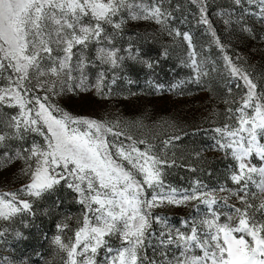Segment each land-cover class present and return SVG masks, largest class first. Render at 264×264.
<instances>
[{"label":"snow or ice","instance_id":"obj_1","mask_svg":"<svg viewBox=\"0 0 264 264\" xmlns=\"http://www.w3.org/2000/svg\"><path fill=\"white\" fill-rule=\"evenodd\" d=\"M233 2L256 6L264 21V0ZM190 3L199 11L197 23L211 27L206 0ZM171 17L164 0H0V167L19 160L28 181L14 192L0 191V221L32 210L24 196L41 198L58 185L70 189L82 210L66 241L69 224L57 225L61 234L53 243L64 253L63 264H264V91L247 69L224 55L230 75L246 91L232 98L225 123L212 129V150L235 161L228 176L235 188L209 189L196 179L190 189H178L165 180L176 160L127 124L73 116L53 100L76 91L104 95L107 71L126 59L115 41L129 20L154 21L173 39L186 41L193 82L202 83L206 59L188 32L169 27ZM241 30L252 33L246 25ZM215 42L224 51L222 41ZM127 58L153 66L131 53ZM91 68L100 69L95 82ZM5 107L14 114L4 113ZM33 134L41 139L25 147ZM179 139L170 136L163 145ZM233 197L240 206L229 203ZM188 205L197 214L181 220V228L157 212ZM8 231L0 229V237Z\"/></svg>","mask_w":264,"mask_h":264},{"label":"rangeland","instance_id":"obj_2","mask_svg":"<svg viewBox=\"0 0 264 264\" xmlns=\"http://www.w3.org/2000/svg\"><path fill=\"white\" fill-rule=\"evenodd\" d=\"M164 7L172 13L169 27L188 32L196 52L206 59L204 71L208 75L201 78L202 83L193 82L196 72L188 59L191 49L186 41L173 39L154 21L129 20L115 41L126 59L120 67L107 71L104 95L76 91L54 96L53 100L73 116L119 120L127 124L132 134L148 139L158 151L163 150L169 158L176 160V166L167 170L165 180L178 189H190L196 179L209 189L221 185L235 188L228 179L229 168L235 161L221 151L212 150L215 143L212 129L225 123L226 108L232 98L242 94L241 89H246L242 80L230 75L223 57L228 55L237 66L247 69L258 85L257 90L264 91V21L257 17L256 6L246 2L238 6L233 0H206V16L211 27L197 23L199 11L190 0H164ZM226 20L230 22L226 24ZM242 25L251 28L252 33L243 32ZM217 38L222 41L224 51L216 44ZM129 53L151 62L152 68L128 59ZM98 70H89L93 82ZM157 85H163V88L158 89ZM173 85L177 87L173 88ZM3 111L15 112L7 107ZM174 135L181 139L173 140L165 148L163 141ZM33 139L39 141L41 138L33 134L25 147ZM12 143L15 146L16 142ZM22 167L19 160L0 167V191L14 192L28 182L20 174ZM193 168L195 171L191 170ZM252 190L255 191L254 186ZM75 195L65 186L58 185L41 198L24 196L23 199L32 203V210L16 215L11 222L0 221V229H9L0 237V258L5 264H63L64 253L57 249L53 240L61 234L57 225L62 222L70 226L62 239L66 241L73 235L76 218L82 210ZM217 195L228 193L218 192ZM229 203L240 206L235 197ZM254 203L258 204L259 200ZM199 210H205V206L199 205ZM221 211L230 209L221 208ZM157 212L172 226L181 228V220L196 215L197 208L192 205L168 206Z\"/></svg>","mask_w":264,"mask_h":264}]
</instances>
